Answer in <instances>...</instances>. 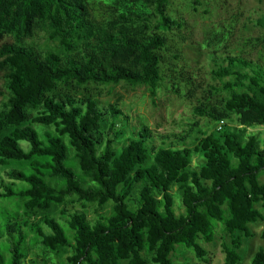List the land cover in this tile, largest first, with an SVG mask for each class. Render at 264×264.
I'll use <instances>...</instances> for the list:
<instances>
[{
    "label": "trees",
    "instance_id": "16d2710c",
    "mask_svg": "<svg viewBox=\"0 0 264 264\" xmlns=\"http://www.w3.org/2000/svg\"><path fill=\"white\" fill-rule=\"evenodd\" d=\"M171 4L0 0V41L13 38L0 47V169L9 177H0V200H21L24 211L3 226L9 246L6 255L0 246V264H24L29 234L47 255H68L58 264H209L201 241L213 243L220 227L231 238L224 264L243 261L240 234L253 237L250 225L264 221V144L248 133L264 127V66L226 57L214 76L232 80L194 110L224 126L207 136L192 124V147L190 136L130 132L119 104L101 103L122 83L156 100L167 83L169 37L185 29ZM43 33L55 49L38 44ZM234 117L242 129L230 126ZM179 248L196 262H174ZM252 264H264V250Z\"/></svg>",
    "mask_w": 264,
    "mask_h": 264
},
{
    "label": "rangeland",
    "instance_id": "374dc122",
    "mask_svg": "<svg viewBox=\"0 0 264 264\" xmlns=\"http://www.w3.org/2000/svg\"><path fill=\"white\" fill-rule=\"evenodd\" d=\"M170 13L184 22L185 29L169 37L171 50L166 54L162 65L167 83L159 90L156 100H153L148 88L131 87L122 83L107 88L100 98L101 103L106 107L119 104L129 119L130 132H138L141 127L147 126L155 136L185 138L190 136V126L198 122L203 133L209 136L216 133L220 125L197 117L194 110L208 97L207 91L222 88L232 80L229 77L218 79L214 76V71L222 66L227 67L226 57L232 55L242 56L264 66V0H200L198 5L194 0H172ZM46 38V34H40L37 38L38 44L45 49H55V43ZM12 42L13 38L7 36L0 41V47ZM4 92L6 77L5 73H0V106L4 100ZM230 126L242 129L236 117L230 121ZM248 133L257 135L264 144V127L248 129ZM124 141L125 139L122 143ZM194 143L195 138L190 136L186 146L192 147ZM202 160L201 155H195L193 166L198 168ZM0 177L9 181L8 175L1 169ZM25 185L27 184L17 182L16 189H23ZM173 193L177 202V213H182V200L176 188ZM258 208L264 215V209L261 206ZM94 209H88L90 218L95 216ZM110 211L108 208L107 212ZM23 213V201L0 200V246L4 255L8 250L9 236L3 232V226L17 214ZM250 230L254 235L251 238H245L239 233L243 237V261L240 264H252L256 254L264 250V221L250 225ZM32 238L33 235L29 234L27 245L30 247V255L24 264H33L34 260L38 264H44V261L46 264H58L66 260L67 254L60 257L47 255L41 246L32 245ZM230 240V236L220 227L213 243L201 241L202 246L209 252V264H224V244ZM172 257L176 263L196 262L194 252L183 248H179Z\"/></svg>",
    "mask_w": 264,
    "mask_h": 264
},
{
    "label": "built area",
    "instance_id": "2783aa9c",
    "mask_svg": "<svg viewBox=\"0 0 264 264\" xmlns=\"http://www.w3.org/2000/svg\"><path fill=\"white\" fill-rule=\"evenodd\" d=\"M223 126H224V122H221L219 129L221 130Z\"/></svg>",
    "mask_w": 264,
    "mask_h": 264
}]
</instances>
